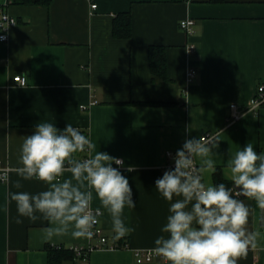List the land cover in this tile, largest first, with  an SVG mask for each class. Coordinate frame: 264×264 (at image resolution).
I'll list each match as a JSON object with an SVG mask.
<instances>
[{
    "label": "crops",
    "instance_id": "1",
    "mask_svg": "<svg viewBox=\"0 0 264 264\" xmlns=\"http://www.w3.org/2000/svg\"><path fill=\"white\" fill-rule=\"evenodd\" d=\"M5 8L18 23L8 42L0 43V161L11 170L9 181L0 183V264H52L48 246L88 243L70 234L45 241L43 230L50 225L42 217L16 222L9 192L46 188L15 172L23 139L39 122L87 130L95 151L124 160L120 171L136 206H126L122 218L134 230L117 239L104 209L101 224L111 242L123 239L129 248L96 250L90 264H138L135 251L155 247L170 207L155 181L172 162L168 154L186 138L219 137L211 158L215 172L220 169L229 182L226 162L236 150L251 143L258 154L264 152V110L229 121L230 106L247 105L264 84V0H52L49 7ZM122 13L131 14L129 39L114 36L115 17ZM186 19L195 21L192 36L180 27ZM192 44L196 52L189 54ZM152 46L166 49L169 81L151 72ZM190 67L197 77L188 84ZM16 75L25 76L28 85H16ZM130 165L136 171L127 172ZM215 172L205 174L204 182L215 184ZM240 199L252 209L248 229L260 235L257 248L238 264H264L260 209Z\"/></svg>",
    "mask_w": 264,
    "mask_h": 264
},
{
    "label": "clouds",
    "instance_id": "2",
    "mask_svg": "<svg viewBox=\"0 0 264 264\" xmlns=\"http://www.w3.org/2000/svg\"><path fill=\"white\" fill-rule=\"evenodd\" d=\"M219 142L218 136L186 138L172 157L174 168L155 181L156 190L170 202L163 234L152 249L163 264H238L249 249L257 248L260 234L248 229L252 209L240 197L264 211V152L258 154L251 143L245 144L226 162L231 187L205 183V174L216 170L211 157L217 155ZM95 149V143L70 123L61 130L39 122L23 139L15 172L46 188L36 194L9 192L17 224L23 223L20 217L32 222L42 217L50 225L43 230L45 241L69 234L91 239L104 209L117 239L133 231L122 218L126 206H136L129 179L120 171L124 160ZM126 171H136V166ZM15 187H22L20 180ZM94 199L99 201L95 208Z\"/></svg>",
    "mask_w": 264,
    "mask_h": 264
},
{
    "label": "built area",
    "instance_id": "3",
    "mask_svg": "<svg viewBox=\"0 0 264 264\" xmlns=\"http://www.w3.org/2000/svg\"><path fill=\"white\" fill-rule=\"evenodd\" d=\"M8 2L3 6L0 5V43H7L9 40L10 30L17 25V20L14 18L7 10L6 6ZM93 9L97 8V5H92ZM181 29L188 35L192 36L195 33V21L192 19H186L180 24ZM196 52V46L194 44L188 47V53L193 54ZM197 77V71L194 67H190L187 72V82L191 84ZM13 82L21 87H26L28 85V80L23 75H16L13 78ZM261 110H264V84H261L254 95V97L249 101V103L243 107H240L237 104L230 106L231 116L229 121L236 122L240 120L243 116L248 113H257ZM216 135L206 134L203 137H215ZM175 154L169 153L168 156L172 159ZM174 168V161L170 162L166 167L165 171L168 169ZM10 168L3 165L0 161V177L7 176V179H0V183L5 184L9 181ZM94 208V207H93ZM102 211V210H101ZM103 213V211H102ZM104 213L98 217V223L94 226L93 232L94 235L91 239H88L86 245L72 246L70 247L71 251L75 255L76 264H90V254L96 250H119V249H128L129 245L125 244L119 246V243L111 242L110 238L106 235L102 227V218ZM56 244H52L55 246ZM135 259L138 264H148L156 261H162V259L156 256L152 250H138L135 251Z\"/></svg>",
    "mask_w": 264,
    "mask_h": 264
},
{
    "label": "trees",
    "instance_id": "4",
    "mask_svg": "<svg viewBox=\"0 0 264 264\" xmlns=\"http://www.w3.org/2000/svg\"><path fill=\"white\" fill-rule=\"evenodd\" d=\"M218 2L220 0H214ZM8 6H23V7H49L52 0H6ZM114 36L119 39H129L132 36V18L130 13H122L115 17L114 20ZM149 61L151 72L154 77L162 78L165 81H169L166 49L163 47L152 46L149 49ZM63 130L64 128H59ZM80 131L89 137L87 130L80 129ZM86 154H77V158H82ZM214 183H225L227 186L231 187V182L227 181L220 169L214 174ZM242 198V197H240ZM119 246L128 244L123 239L117 241ZM129 245V244H128ZM48 251L50 254V262L52 264H60L63 260H72L75 264V255L71 251L70 247L64 245L48 246Z\"/></svg>",
    "mask_w": 264,
    "mask_h": 264
},
{
    "label": "water",
    "instance_id": "5",
    "mask_svg": "<svg viewBox=\"0 0 264 264\" xmlns=\"http://www.w3.org/2000/svg\"><path fill=\"white\" fill-rule=\"evenodd\" d=\"M261 220H260V226L264 229V211H261Z\"/></svg>",
    "mask_w": 264,
    "mask_h": 264
}]
</instances>
